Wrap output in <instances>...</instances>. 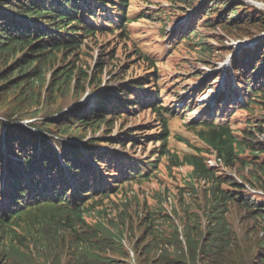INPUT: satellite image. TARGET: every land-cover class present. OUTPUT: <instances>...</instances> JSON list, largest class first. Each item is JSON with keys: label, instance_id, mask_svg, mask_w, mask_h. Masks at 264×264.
<instances>
[{"label": "trees", "instance_id": "16d2710c", "mask_svg": "<svg viewBox=\"0 0 264 264\" xmlns=\"http://www.w3.org/2000/svg\"><path fill=\"white\" fill-rule=\"evenodd\" d=\"M130 3L131 0H0V113L3 116L8 113L19 117L28 112L39 113L45 106L46 96L47 105L59 95L65 98L71 94L69 100H75L78 97L75 91L78 93L80 81L84 80L80 75L86 71L79 72L73 55L65 59L68 65L64 69L55 71V64L62 60V54L66 51L75 54L89 41L102 42L107 46L98 59V66L102 68L118 54L114 47L122 51L118 62L123 79L117 80V83L137 78L135 73L138 70L145 73L147 69H153V73L157 74V64L152 59L144 57L137 49H130L129 34L125 29L129 23L139 20L128 18L126 11ZM180 3L191 8L195 4L187 0ZM206 9H200L201 15L195 18L197 24L205 22L202 15L216 12L222 20L219 25L223 28L224 37L264 30V17L255 15L254 8L250 9L244 4L225 0L216 5L212 2ZM149 15L144 13L141 18ZM98 19L103 22L96 24ZM187 26L180 25L175 29L176 34L179 32L186 44L199 47L202 54L212 52L204 39L189 42L198 32L192 28L186 34ZM114 33H121L115 36L124 41L121 47L117 45L120 43L117 40H106V37ZM262 44L258 48L244 49L236 57V78L230 79L225 88L220 90L213 112L207 110L199 121L185 125L186 129L197 133L206 148H195L194 152L183 153L182 156L169 144L171 128L168 120L171 116L175 118L193 108L187 104L179 111L164 106L159 98L161 92L152 90L149 82H140L135 86L130 81L122 83L113 91L98 95L89 106L69 108L61 117L47 116L48 123L37 122L28 127L15 122L18 125L8 127L4 121L0 129V264H59L58 253L50 259H43L41 252L44 250L40 246H37V250L28 248L25 242L30 237L16 230L17 227L26 230L28 226L34 230L33 236H39V241L60 246L64 257H67V264H132L121 239L123 230L133 229L128 218L116 219L115 222L107 219V224L101 220L88 222L87 216L90 213L101 214V211L94 210L100 198H111L127 185L148 178L163 160L168 170L175 168L176 171L182 166L191 168L188 179L184 178V188H179L174 197L177 201H184V193L188 191H193L191 194L194 198L203 192L205 201L201 210L208 218V231L206 234L202 230L199 212L184 218V246L175 221L170 216L159 220L156 217L157 210L147 208L145 221L151 222L154 229H157L159 235L155 238L166 243H155L147 238L153 229L146 230L141 218L143 216L138 212L140 228L145 234L138 248V252L141 251L137 253L138 262H264V227L259 225L264 221V201L249 197L244 185L236 179L217 178L205 156L215 154L227 167H235L237 164L249 167L252 169L250 183L264 186V159L253 163L264 154V141L259 136L264 135V122L254 125L251 121L238 133L231 128L230 119L222 116V110L229 112L236 109V105L240 106L239 95L233 92L237 83L244 85L242 89L246 86V93L249 92L243 102L247 111L253 113L257 108L264 110ZM140 111H144L145 117L139 121V118L134 119L135 129L124 137L104 138L98 142L87 133L102 125L113 127L121 117L136 118L134 113ZM214 112H217L216 115ZM148 117L157 118V121L162 122V127L156 134L139 137L135 133ZM52 128L59 134L56 135L58 139L50 136L54 133ZM36 130L44 133L39 135ZM154 136L163 144L158 150H149L148 155L151 156L146 161L130 157L128 152L123 151L128 146L134 147L135 151L142 147L145 153V147L149 146ZM76 139H87V142L80 146L73 143ZM178 139L185 141L180 137ZM245 153L253 158L252 162L242 158ZM144 189L148 195L157 192L151 186ZM170 195L175 194L164 192L159 195L157 209L164 200L167 205L172 204L168 197ZM159 208L165 206L161 204ZM56 217H59V221H55L54 227L49 228L46 224H53L51 218ZM233 217L243 227H247L243 234L233 229L230 221ZM250 221H255L259 228L254 230L249 225ZM158 222L160 224L156 226ZM66 227L72 236L64 231ZM167 229L172 232L167 234ZM255 246L259 247L257 253L246 259L245 255ZM48 252L45 251V254Z\"/></svg>", "mask_w": 264, "mask_h": 264}, {"label": "rangeland", "instance_id": "374dc122", "mask_svg": "<svg viewBox=\"0 0 264 264\" xmlns=\"http://www.w3.org/2000/svg\"><path fill=\"white\" fill-rule=\"evenodd\" d=\"M180 1L186 0H175L174 3H172V0H131L126 11L127 16L130 19L138 18L139 20L131 24L129 23L127 29H125L129 34L130 49H137L144 57L146 56L152 59L157 64V74L153 73V69H147L145 73L142 70H138L135 73V77L137 78L127 79L125 82H134L132 86L138 85L140 82L151 83V89L155 90V92H161L159 94L160 101L168 108L182 111L187 104H191L193 110L187 109L179 116L175 118L171 116L168 120V124L171 128L169 144L177 150L180 156H182L183 153L194 152L195 148H206V146L198 139L197 133L191 129H186L185 125L199 121L206 114L207 110H209V113L213 112V106L220 90L225 88L224 86L230 81V79L236 78L234 69L236 57L241 55L244 49L254 48L255 46L257 47L262 42V48L264 49V30L257 29L251 34L224 37L223 28L219 25L222 20L216 12H213L210 15H202V20H205L204 23L200 21L197 24L195 18L201 15L202 9L207 11V6L212 2L216 5L225 0H187V2H195L192 8L180 3ZM256 2L264 3V0H232L231 3L244 4L250 9L254 8L253 12L255 15L260 14V17H264V8L259 7V4ZM198 9L201 10L199 11ZM113 12L117 13L118 11ZM144 13H149L150 17L147 16L141 18ZM207 18L209 19L207 20ZM258 20L257 22L260 21ZM102 22V19H98L96 24ZM182 24H188V26L185 27L187 30L186 34H188L192 28H196L198 32L197 36L195 38L191 37L189 42H197L199 39H204L208 42L212 52L204 55L196 45H192L191 43L186 44L181 37L182 35H180L179 32L176 34L175 30ZM205 24H208V26H204ZM118 28H122V26H118ZM105 31L112 33L109 29H105ZM120 34L121 33H114L109 35L106 37V40H117L120 42L117 43V45L121 47L124 44V41H121L119 37H115ZM81 38H83V36ZM106 47L107 46L102 44V42H85L77 53L72 54L71 52L66 51L62 54V60L55 64V71L62 70L68 65V63L65 62V59L73 55L75 56L74 64L79 68V72L82 70L86 71V73L80 75L84 80L80 81L81 87L78 93L75 91V94L78 95L75 100H69L71 94L67 95L65 98H62L59 95L54 102L47 105L46 102L48 97L46 96L44 101L45 106L43 105L42 110H40L39 113L28 112L24 113L23 117L13 116L3 111L7 116L12 118L3 116L0 113V129L3 126L4 121H6L8 127L18 125L15 122H20L22 125L28 127H31L30 125L37 122L44 121L45 123H48L47 120L49 117H61L69 108L80 105H82V107L89 106L98 95L113 91L114 88L125 83L116 82L117 80L123 79L122 73L119 72L120 63L118 62L122 51H120L118 47H114V50H118V54L114 56L113 61L107 64L106 67L102 68L98 66L99 55L106 49ZM129 73L130 71H128L127 75H129ZM139 74L140 76H138ZM238 76L239 74H237V78ZM127 78H129V76ZM262 85L263 83L261 82V87ZM241 86L244 85L237 83L236 90L233 91L239 95L238 103L240 106L237 107L238 105H236V109L228 110L229 112L222 110L224 112L222 116L230 119L231 128L238 133L239 130L246 128L251 121L254 125H257L259 122H264L263 109L257 108L253 113L247 111V106H245L243 102L244 97L249 94V92L246 93V86L244 89H242ZM153 96H155L154 91ZM171 96H173V98ZM77 99L78 101L75 102ZM144 111L134 113L136 118L121 117L119 121H115L113 127L102 125L100 128L91 130L87 133L89 134V137L98 140V142L104 138L124 137L125 134H130V130L135 129L133 127L136 125L134 124V119L139 118V121L142 117H145ZM216 113L217 112H214V115H216ZM46 117L47 119H45ZM148 118L144 119L142 122L143 126L137 131V133H135L139 134V137L147 134H156L162 127V122L157 121V118ZM52 130L54 131L52 135H59L55 132V128H52ZM37 133L40 135L44 132L37 131ZM259 136L261 140L264 141V135ZM179 137L183 138L185 141L179 140ZM86 142L87 139L83 141L76 139L73 141V143L80 146H83ZM162 144L163 143L157 140V137L154 136L151 138L149 146L145 147L147 148L145 153L142 151V147L135 151L134 147L128 146L123 151L128 152L130 157L146 161L151 156V154L148 155V151L155 149L158 150L161 148ZM116 148L120 150V147L117 146ZM205 156L208 158L207 163L209 160L208 166L215 172L217 178L222 180L231 178L236 179L244 185L249 197H254L257 201H264V186L258 183L251 184L249 181L251 179L252 169L249 167H243L241 164H237L235 167H227L223 162L219 163L216 161V158L218 157L215 154H206ZM242 158L247 161L253 160V158L247 153L242 155ZM263 159L264 154H261V157H259L258 160L253 161V163L261 162ZM165 163L164 160L159 162L156 170L141 182H134L127 185L123 191L113 194L111 198H100L99 203L94 205V210L101 211V214L93 215L90 213V215L87 216L88 222L94 223L96 220H101L107 224H109L107 219L114 221L116 219L128 218L129 225L133 226V229L130 228L129 231L128 229L123 230L121 239L123 240V244L126 246L129 255L130 251L134 252L136 264H140L138 262L137 253L141 252H138V248L143 243L142 237L145 236L140 228L141 220L138 217V212L143 216L141 218L144 220L146 230L153 229V233H150L147 238L155 243L160 242L158 238H155V236L159 234L157 229H154L151 222L145 221L146 219L144 215L145 209L147 208L157 210L156 217L159 220L170 216L173 221H175L180 239L184 246H186L184 226L182 224L184 218L193 216L196 212H199L201 215V225L203 226L202 230L206 234L208 231L209 221L206 215L202 214L203 210H201V206L205 201L203 192H200L198 197L194 198V195L191 194L193 191H188L187 193H184V201H177L174 197L179 188H184V178L188 179V174L190 173L191 168L188 166H182L179 169H176V171H174L175 168L168 170ZM146 186H151V188L157 192H152L151 195H148V191H145L144 189ZM223 187L225 188L226 186L223 185ZM164 192L175 194L168 196L172 199V204L167 205V202L164 200L159 206L162 204L165 208L160 209L158 206L157 209L156 204L158 201L160 202L159 195ZM58 218L59 217H56V219L51 218V220H53L51 223L53 224L46 225L49 228L54 227L55 221H59ZM230 221L233 229L238 234L241 235L247 230V227H243L239 224L234 217L231 218ZM46 222L48 221H45V223ZM156 224V226H158L160 222ZM249 225L252 226L254 230L259 228V226L255 224V221H250ZM259 225L264 227V221ZM16 230L20 233H25L27 237H30L25 242L29 245L28 248H34L37 250V246H40V248L44 250L41 252L43 259H50L58 253L59 264H67V257H64L63 250L60 249V246H52L43 240L39 241V236H33L34 230L29 226L26 230H22L18 227ZM64 231L72 236L71 231H69L67 227ZM168 232H172V230L167 229L166 233L168 234ZM82 237L85 236L82 235ZM161 242L166 243L163 240H161ZM144 245L145 244H143V246ZM47 250H49V252L45 254V251ZM258 250V246L253 247L250 252L245 255V258L248 259L251 255L257 253ZM32 255L33 253L31 251V256ZM240 256H242V254ZM257 264H264V262L260 261Z\"/></svg>", "mask_w": 264, "mask_h": 264}, {"label": "clouds", "instance_id": "9594fccd", "mask_svg": "<svg viewBox=\"0 0 264 264\" xmlns=\"http://www.w3.org/2000/svg\"><path fill=\"white\" fill-rule=\"evenodd\" d=\"M170 202H172V199L170 200Z\"/></svg>", "mask_w": 264, "mask_h": 264}, {"label": "bare ground", "instance_id": "6f19581e", "mask_svg": "<svg viewBox=\"0 0 264 264\" xmlns=\"http://www.w3.org/2000/svg\"><path fill=\"white\" fill-rule=\"evenodd\" d=\"M241 82V81H240ZM117 162V161H116ZM28 179V178H27Z\"/></svg>", "mask_w": 264, "mask_h": 264}]
</instances>
